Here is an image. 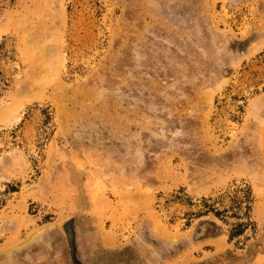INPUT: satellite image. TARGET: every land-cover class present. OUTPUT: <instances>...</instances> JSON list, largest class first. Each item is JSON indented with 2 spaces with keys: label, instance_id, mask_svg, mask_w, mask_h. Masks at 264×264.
I'll return each mask as SVG.
<instances>
[{
  "label": "rangeland",
  "instance_id": "374dc122",
  "mask_svg": "<svg viewBox=\"0 0 264 264\" xmlns=\"http://www.w3.org/2000/svg\"><path fill=\"white\" fill-rule=\"evenodd\" d=\"M72 257L264 264V0H0V264Z\"/></svg>",
  "mask_w": 264,
  "mask_h": 264
},
{
  "label": "flooded vegetation",
  "instance_id": "af4514ba",
  "mask_svg": "<svg viewBox=\"0 0 264 264\" xmlns=\"http://www.w3.org/2000/svg\"><path fill=\"white\" fill-rule=\"evenodd\" d=\"M73 249V248H72ZM74 253H75V249H74V252H73V255H74ZM71 257V256H70ZM73 259H74V257H72ZM73 264H82L80 261H77V260H75L74 259V262H73Z\"/></svg>",
  "mask_w": 264,
  "mask_h": 264
},
{
  "label": "crops",
  "instance_id": "0c3cea01",
  "mask_svg": "<svg viewBox=\"0 0 264 264\" xmlns=\"http://www.w3.org/2000/svg\"><path fill=\"white\" fill-rule=\"evenodd\" d=\"M261 257H263V256H261Z\"/></svg>",
  "mask_w": 264,
  "mask_h": 264
}]
</instances>
